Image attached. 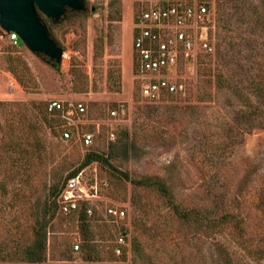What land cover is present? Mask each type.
Masks as SVG:
<instances>
[{
	"label": "rangeland",
	"instance_id": "374dc122",
	"mask_svg": "<svg viewBox=\"0 0 264 264\" xmlns=\"http://www.w3.org/2000/svg\"><path fill=\"white\" fill-rule=\"evenodd\" d=\"M208 1L212 19L210 37L215 53L202 57L210 60L213 66L217 64L222 42L224 48L229 45L240 54L250 52L257 44L250 30L251 6H262L264 0ZM87 2L89 10L86 13H69L58 24L47 19L53 38L65 47L71 59L78 61L87 75L89 91L86 93L74 90L71 61H66L68 67L63 66V62L59 68H54L24 44L13 47L8 34L0 28V264L24 263L21 262L22 252L33 239V227L43 213L50 186L55 179L60 176L64 179L75 170L87 151L76 142L57 138L44 126L46 160L43 164L36 156L21 165L15 154L6 152L3 127L10 117L9 110H18L23 121L33 124L32 102L47 103L50 99L83 101L90 121L86 130L95 137L91 148L111 151L113 164L131 179L159 176L174 188L177 199L187 207L216 213L217 207L236 211L245 220L246 237L256 239L260 235L259 212L254 201L264 185V130L252 129L230 149L212 152V146L206 144L208 138H218L213 136L217 132L218 136H224L223 129L233 124L235 115L228 98L217 92L213 82L198 74L196 84L188 82L185 95L170 96L156 103L143 99L134 78L131 53V25L138 1ZM99 40L103 41V54L95 58L94 45ZM10 52L25 60L36 80L35 89L26 91L6 70V57ZM109 75L120 78V91L110 87ZM12 77L20 85L14 93L8 90ZM113 110L120 112L118 117L111 115ZM111 133L115 134L114 141L110 139ZM223 136L218 140L225 142ZM212 154L223 159L221 165L212 163ZM95 168L96 165H92L85 170L86 180H91ZM203 169L212 177L207 182ZM102 174L112 187L118 186L120 193L125 189L126 199L115 201L128 206V217L113 223L98 212L96 244H114L120 226L129 221L132 245L135 238H139L141 245L139 252L132 251L127 261L110 262L217 264L214 247L219 236L182 224L155 191L135 188L131 182L118 183L106 170ZM108 233L113 236L108 238ZM79 239L78 223L73 216L57 213L48 227L44 264L66 261L63 252L74 249ZM78 260L79 264H85L80 258Z\"/></svg>",
	"mask_w": 264,
	"mask_h": 264
},
{
	"label": "trees",
	"instance_id": "16d2710c",
	"mask_svg": "<svg viewBox=\"0 0 264 264\" xmlns=\"http://www.w3.org/2000/svg\"><path fill=\"white\" fill-rule=\"evenodd\" d=\"M205 1L210 6V1ZM251 7L252 22L250 30L253 32L254 38L257 39V44L251 47V51L244 55L240 54L231 49L228 44V47L224 48L223 40H221V57L217 64L213 66L212 62L205 57H202L199 61L198 74L213 82L217 92L228 98L235 115L233 124L229 128L223 129V134L225 135L222 136L226 138V143L218 140L222 138V136H218L220 135L219 132L213 134V136L218 138L214 140L210 139L211 136L208 138L206 144H210L208 145L209 147L212 146V152L230 149L236 145V140L241 139L252 129L264 130V5ZM45 21L50 33L53 35L51 25H49L47 19ZM20 44L23 45L21 41ZM13 47L17 48V46ZM63 49L64 51L66 50L65 47ZM94 51L95 58L103 54L102 40L95 43ZM11 52L6 57V70L14 75L26 91L35 89L37 83L29 66L21 56L18 54L14 55ZM70 73L73 78L74 90L77 93L88 92V77L79 67L75 58L71 59ZM136 73L137 64L134 60V74ZM109 78L110 87L120 91L122 84L120 78H116L113 75H109ZM31 108L35 115L33 124L28 120L26 122L23 121L24 117L19 114L18 110L13 112L10 109V117L3 127L6 137H3L5 150L9 154H15L21 165L31 162L36 156L40 164H43V161L46 160V147L44 146L42 135L44 126L49 128L57 138L61 137L62 134V130L59 129L62 120L48 111V102H32ZM57 126L58 131H56ZM72 133L70 142H76L77 146L83 148L78 141L76 133ZM219 157V155L216 156L215 154L210 157L212 163L214 161L216 166L221 165V161L223 162V159ZM10 158L13 159L12 156ZM112 160L111 151L100 152L94 148H87L75 170L64 179L60 176L54 180L49 188V195L43 208V213L33 227V239L22 252L21 262H24L22 264H44L46 262L48 227L57 213H60L58 199L62 188L67 179L79 175L85 168L93 164L97 165L101 173H99L101 179H103V170H106L109 172L110 177L116 179L118 183L131 182L135 188L153 190L163 198L165 204L182 224L195 228L200 232L207 231L219 236L220 239L215 243L214 247L217 264H264V185L258 190L254 201V205L259 212L257 226L260 235H257L256 239H250L246 237L245 220L238 212L217 207L216 213L213 210L206 211L187 207L177 199L174 188L165 179L159 176H144L131 179L129 174L120 171ZM202 172L206 182L212 179V177L205 174V169ZM104 193L116 201L119 198L122 200L126 199L125 189L122 188L120 193L118 186L112 187L110 182H108V187L104 190ZM139 209L138 206V218L140 217L141 220V211ZM97 214L90 218L86 216L82 209L77 214L70 215L78 223L81 250L79 252H76L73 248L72 250H65L63 252L66 257L65 260H78L81 258L85 264L116 261L117 259L121 261L128 260L126 251L121 257L115 256L112 242L109 245L96 244L97 232L95 223L97 218H100ZM119 233H127L125 226H120ZM108 234V238L113 236L112 233ZM140 247L139 238H135L132 251L139 252Z\"/></svg>",
	"mask_w": 264,
	"mask_h": 264
},
{
	"label": "built area",
	"instance_id": "2783aa9c",
	"mask_svg": "<svg viewBox=\"0 0 264 264\" xmlns=\"http://www.w3.org/2000/svg\"><path fill=\"white\" fill-rule=\"evenodd\" d=\"M137 1L132 29V50L137 64L134 78L138 81L140 96L148 102L156 103L170 96L185 95L188 82H197L202 56L215 53L210 37L212 19L209 4L205 0ZM8 36L14 46L20 45L18 34L10 33ZM65 60L69 63L71 56L64 51L63 61ZM18 88L20 85L16 79L10 78L9 92L14 93ZM48 111L62 120L59 128L62 130V140L68 142L72 132H75L83 147L91 148L94 145V134L86 130L90 121L83 101L50 99ZM121 113L125 115L124 110ZM119 114L117 110L111 112L114 117ZM110 139H116L114 133L110 134ZM87 168L66 180L58 199L60 213L70 216L83 209L90 218L99 212L113 223L125 221L128 217V206L105 195L108 182L101 179L97 165L91 180H86L83 174ZM130 227L128 221L125 224L127 233H119L115 237L116 257H121L125 251L129 257L132 255ZM80 244L81 238L74 246L76 252L81 250ZM80 262H83L81 258ZM61 264H79V260H66ZM95 264L116 263L100 261Z\"/></svg>",
	"mask_w": 264,
	"mask_h": 264
},
{
	"label": "water",
	"instance_id": "95a60500",
	"mask_svg": "<svg viewBox=\"0 0 264 264\" xmlns=\"http://www.w3.org/2000/svg\"><path fill=\"white\" fill-rule=\"evenodd\" d=\"M88 10L87 0H0V28L18 34L28 50L59 68L64 49L53 38L44 17L58 24L69 13Z\"/></svg>",
	"mask_w": 264,
	"mask_h": 264
},
{
	"label": "crops",
	"instance_id": "0c3cea01",
	"mask_svg": "<svg viewBox=\"0 0 264 264\" xmlns=\"http://www.w3.org/2000/svg\"><path fill=\"white\" fill-rule=\"evenodd\" d=\"M136 16V14H135ZM135 16H133V21H134V18ZM133 21H132V25H131V53H132V68H133V72H134V58H133V50H132V29H133Z\"/></svg>",
	"mask_w": 264,
	"mask_h": 264
},
{
	"label": "bare ground",
	"instance_id": "6f19581e",
	"mask_svg": "<svg viewBox=\"0 0 264 264\" xmlns=\"http://www.w3.org/2000/svg\"><path fill=\"white\" fill-rule=\"evenodd\" d=\"M66 61H67V60L63 61V62H64V63H63V66L68 67V63H67Z\"/></svg>",
	"mask_w": 264,
	"mask_h": 264
}]
</instances>
